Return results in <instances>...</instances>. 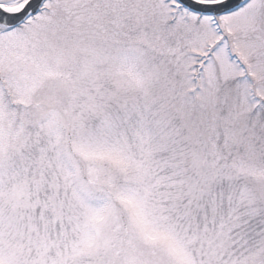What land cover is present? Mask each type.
Listing matches in <instances>:
<instances>
[{
  "label": "snow or ice",
  "instance_id": "obj_1",
  "mask_svg": "<svg viewBox=\"0 0 264 264\" xmlns=\"http://www.w3.org/2000/svg\"><path fill=\"white\" fill-rule=\"evenodd\" d=\"M0 264H264V0H0Z\"/></svg>",
  "mask_w": 264,
  "mask_h": 264
}]
</instances>
